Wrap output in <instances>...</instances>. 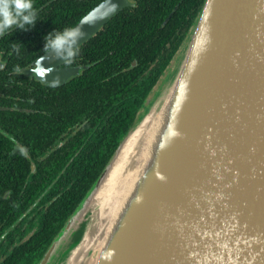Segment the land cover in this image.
Listing matches in <instances>:
<instances>
[{
  "label": "water",
  "instance_id": "obj_1",
  "mask_svg": "<svg viewBox=\"0 0 264 264\" xmlns=\"http://www.w3.org/2000/svg\"><path fill=\"white\" fill-rule=\"evenodd\" d=\"M111 2L113 12L81 26L78 46L128 0ZM108 7L102 0L91 11L101 16ZM39 56L51 69L46 81L79 72L54 51ZM33 62L20 72L47 83ZM147 117L159 125L83 264H264V0H205L169 80L38 264H69L97 190Z\"/></svg>",
  "mask_w": 264,
  "mask_h": 264
},
{
  "label": "trees",
  "instance_id": "obj_2",
  "mask_svg": "<svg viewBox=\"0 0 264 264\" xmlns=\"http://www.w3.org/2000/svg\"><path fill=\"white\" fill-rule=\"evenodd\" d=\"M32 3L37 19L35 24L23 30L13 26L14 29L10 28L11 31L0 35V54L5 60L0 69L2 91L12 89V86L18 87L22 94L25 88L20 83L31 79L34 84L30 88V100H27L33 110L0 108L4 123H14L17 135L23 133L22 137L18 136L20 141L23 140L20 148L14 140L0 133V234L12 217L22 213L29 205L28 200L39 196L61 169V179L67 181L72 175L76 179L64 192V195L74 196H60L53 207L50 205L46 223L37 235L26 242V251L14 252L3 264H37L41 259L121 139L138 120L137 112L151 84L168 63L170 55L161 52L160 40L157 41L162 34L160 28L169 30L179 26L176 20L181 12L186 11L176 9L167 24L162 26L161 21L145 23L135 22L134 19H163L170 11L168 9L123 8L78 47L80 53L78 51L70 63L76 64V60H79V63L85 65L81 71L59 85L55 93L42 91L38 94L39 85L44 84L30 78L28 74L14 71V67H29L44 52L45 34L73 26L94 3L91 0H32ZM179 43L180 40H177L175 45ZM133 59L137 61L136 65L131 64ZM156 59L161 64L155 66V78L152 81L141 80L142 73ZM3 98L5 96H0V100ZM0 105L7 106L8 103L0 101ZM47 112L61 114L60 124L38 129L43 118L47 117ZM81 117L87 119V122L77 131L73 140L70 139L58 148L56 155L40 161L38 156L57 139L58 131L65 130L81 120ZM103 120L99 128L97 124ZM90 137L94 138L95 144L87 145L85 158L75 174L76 170L66 161ZM27 153L37 163L34 170H31V160L26 156Z\"/></svg>",
  "mask_w": 264,
  "mask_h": 264
},
{
  "label": "flooded vegetation",
  "instance_id": "obj_3",
  "mask_svg": "<svg viewBox=\"0 0 264 264\" xmlns=\"http://www.w3.org/2000/svg\"><path fill=\"white\" fill-rule=\"evenodd\" d=\"M91 1L94 3V6H96L102 0H91ZM204 3L205 0H128V3L120 9L122 10L123 8L128 6L137 7L141 10L168 9L170 11L166 14V16L163 19L157 17H143V18L134 19L135 22L143 21L145 23H155L161 21L162 26L167 24V21L171 18V16L173 15L176 9L182 8L186 10L184 12H181L176 20V23H180L179 26L172 27L169 30L160 28L162 34L159 35L157 41L160 40L161 52H164V54H169L170 57L168 63L162 68L161 73L156 77L155 81L151 84L150 91L146 96L142 106L137 112L138 120L146 113L145 111L148 110L149 106L153 101L154 96L157 94V90L161 85V83L164 84L167 78L169 77L170 73L172 72V70H174L175 63L177 59L181 56V53L183 52L189 40V37L201 13ZM119 11L114 15L118 14ZM113 16H111L109 19L113 18ZM104 25H102L99 29H101ZM177 35L178 37H176ZM177 40H180V43L175 45ZM84 42H82L80 45H82ZM0 59L2 62L5 61L2 58L1 54H0ZM136 63L137 61L135 59H133L131 62L132 65H136ZM157 63L161 64L158 62L157 59L154 60L152 63H150L148 68L142 73L143 76L142 77L140 76V79L141 80L147 79L148 81H152L155 78V66L157 65ZM64 65L71 67L79 66V71H81L82 67L85 66L79 63V60H76V64L70 63V65H67L64 63ZM29 77L38 80L34 76L29 75ZM69 79L70 77L64 83H66ZM41 83H43L44 85H39L38 94H40L42 91L47 92L49 94H53L56 92V89L58 88L59 85L64 84V83H60L57 87L51 88L48 86L47 83L44 82ZM19 85L24 86L25 88L22 91V94L18 89V87L11 86L12 89L10 88H8V90L5 89L6 92L2 91L3 88H0V96H5V98H3V100L0 101H5L8 103L7 106L0 105V108L11 107L14 109H19L24 111H29L34 109L29 105L30 101H27L30 100L28 97L31 95L30 88L32 87V85H34L33 82L31 81V79H29V80H25L24 83H20ZM146 106L147 108L146 110H144ZM61 120H62L61 114H54L53 112H47V117L43 118L41 124L37 128L40 129L43 127L50 126L51 124L57 125L60 124L59 121ZM104 121L105 120L98 123L97 126L101 128ZM86 122L87 119L81 117V120H78V122L69 125L68 128H66L65 130L58 131L57 139H55L42 153H40L38 159H40L41 161L50 155H56V152L58 151L57 149L58 148L60 149L70 139L73 140L74 135L77 133V131L81 129L82 126L86 124ZM0 133L7 135V137L14 140L17 143L16 145L19 146L18 148L22 146L23 140L20 141L18 139V136L22 137L23 133L19 132V134L17 135L14 123L6 125L3 120V114H0ZM95 133L96 131L94 132V134ZM89 143L95 144L94 138L90 137L89 141H85L78 148L76 153L66 161V163L70 167H72L74 171L76 170L75 174H77V169L85 158V152L87 150V145ZM24 151L26 150L24 149ZM26 156L31 160V164H30L31 170H34L35 167L37 166V163L35 161H32L31 156H29V153H27ZM61 176H62V169L59 172H57V174L52 178V180L48 183L45 190L39 196H34L30 198L27 202L29 205L25 207L24 211L18 215L13 216L11 222L7 225V227L3 229L2 233L0 234V264H3L7 260V258L10 255H12L14 252L21 253L22 250L26 251V246H25L27 244L26 242L32 236L37 235L42 230L44 224L46 223L47 213L50 205H52L53 207L60 196H74L72 194L64 195V192L74 183L76 176L72 175V177L67 181L65 178L61 179Z\"/></svg>",
  "mask_w": 264,
  "mask_h": 264
},
{
  "label": "bare ground",
  "instance_id": "obj_4",
  "mask_svg": "<svg viewBox=\"0 0 264 264\" xmlns=\"http://www.w3.org/2000/svg\"><path fill=\"white\" fill-rule=\"evenodd\" d=\"M156 118H145L134 128L120 148L103 183L97 190L92 206V220L81 243L72 252L69 264H83L91 248L98 240L100 228L114 209L122 191L133 175L134 167L140 160L141 151L148 136L151 138L158 127Z\"/></svg>",
  "mask_w": 264,
  "mask_h": 264
},
{
  "label": "clouds",
  "instance_id": "obj_5",
  "mask_svg": "<svg viewBox=\"0 0 264 264\" xmlns=\"http://www.w3.org/2000/svg\"><path fill=\"white\" fill-rule=\"evenodd\" d=\"M109 7L107 11L101 16H97L94 11H88L79 19L76 26H69L63 28L61 31H49L44 36L43 51H54L55 56L62 57L64 63L70 65L72 58L78 53V39L84 36L81 26L84 24H93L96 20L103 18L115 10L116 5L108 0ZM35 9L33 8L32 0H0V35L9 31L13 26L19 29H27L33 26L36 22ZM44 56H38L33 62L34 66L31 68L32 73H35L42 81L47 82L51 88L57 87L60 82L58 78L51 81L43 79L46 73L51 69L42 65L41 61ZM14 71L20 72L21 68L14 67Z\"/></svg>",
  "mask_w": 264,
  "mask_h": 264
},
{
  "label": "rangeland",
  "instance_id": "obj_6",
  "mask_svg": "<svg viewBox=\"0 0 264 264\" xmlns=\"http://www.w3.org/2000/svg\"><path fill=\"white\" fill-rule=\"evenodd\" d=\"M185 49V48H184ZM184 51V50H183ZM182 54V53H181ZM180 58V57H179ZM179 58L177 59V61H176V63H175V67H176V65H177V62H178V60H179ZM175 69V68H174ZM174 70H172V72H173ZM172 72L170 73V75H169V77L167 78V80L165 81V83L164 84H162L161 83V85L159 86V88H158V90H157V94L154 96V98H153V101L157 98V96L159 95V93L161 92V90H162V88L165 86V84L167 83V81L169 80V78H170V76H171V74H172ZM153 101H152V103H153ZM151 103V104H152ZM150 107V106H149ZM146 108H147V106L144 108V110H146ZM146 112V111H145ZM89 215H90V212H89ZM89 215H88V217H87V223H89Z\"/></svg>",
  "mask_w": 264,
  "mask_h": 264
}]
</instances>
